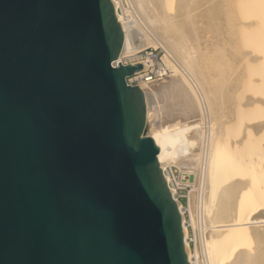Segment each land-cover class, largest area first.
Here are the masks:
<instances>
[{
	"label": "water",
	"instance_id": "95a60500",
	"mask_svg": "<svg viewBox=\"0 0 264 264\" xmlns=\"http://www.w3.org/2000/svg\"><path fill=\"white\" fill-rule=\"evenodd\" d=\"M123 46L112 0H0V264H191Z\"/></svg>",
	"mask_w": 264,
	"mask_h": 264
},
{
	"label": "bare ground",
	"instance_id": "6f19581e",
	"mask_svg": "<svg viewBox=\"0 0 264 264\" xmlns=\"http://www.w3.org/2000/svg\"><path fill=\"white\" fill-rule=\"evenodd\" d=\"M112 1L124 31L119 57L161 47L173 73L181 74L158 88L140 83L147 105L144 134L160 147L162 170L170 145L154 121V106L163 112L161 99L177 94L182 112H197L206 124L202 152L180 158L178 167L199 179L200 206L210 223L204 238L209 264H264V0H256L258 10L251 5L255 17L247 14L242 21L234 0H130L128 8L122 0ZM239 38L252 49L240 50ZM246 87L255 92L243 96ZM179 151L183 155V148ZM177 202L188 258L195 264Z\"/></svg>",
	"mask_w": 264,
	"mask_h": 264
},
{
	"label": "rangeland",
	"instance_id": "374dc122",
	"mask_svg": "<svg viewBox=\"0 0 264 264\" xmlns=\"http://www.w3.org/2000/svg\"><path fill=\"white\" fill-rule=\"evenodd\" d=\"M241 1H242V3H239L238 0H236V1L234 0V2H235L234 6L236 9V12H238L239 14L241 12V14L238 16L239 21H242V19H246L248 15L254 16L255 13H253L254 10L252 7L254 6L256 8V10H258L259 9V3H260L258 1L259 2L258 7H256V4H255L256 0H252V2H251V0H244V1L241 0ZM245 1H247V2H245ZM122 2L124 3L125 7H127V8L131 5L130 0H122ZM243 2H245L246 5L249 4L250 8L247 7L245 4H243ZM252 3H254V4H252ZM251 5H253V6H251ZM238 6H239V9H238ZM241 7L243 9L244 8L245 9L243 10ZM251 8H252V11L250 10ZM240 9L245 11L246 15H245V12L242 13L243 11H239ZM250 11L252 12L251 14H250ZM249 16H248V18H249ZM238 34H239V31H238ZM248 36H250V34L247 33V37ZM240 37H242V35ZM242 41L244 42L243 37H242ZM243 42H241V39L239 38L238 44H239L240 50L242 48L241 46H245V44H244L245 42L244 43ZM156 48H161V47H156ZM243 48H245L246 51H248L249 49H252V46H245ZM243 48H242V50H243ZM241 65L243 66L244 64H241ZM260 70L262 72L264 71V65ZM174 74L175 73H173L170 78H167L165 80L153 83V86L155 88H158L162 84L170 83L171 80L176 76L181 77V74H178V73L175 75ZM256 77H258V75H256ZM248 88L249 87H246V89L241 92V93H244V94H242L243 96L249 95L248 91L249 92L252 91V93L255 92L253 90H250V88L248 90ZM252 93H250V94H252ZM176 95L177 94H174V96H173L169 93L167 95L168 97L166 96V97L162 98L161 102H162V106H163V112H159L158 109L154 106V111H153L154 115L153 116L155 118L154 117L153 118L155 119L154 120L155 123L157 125H159L158 127L162 126V127H160L161 131L163 132L162 133V139L169 141L170 146L168 147V150H167L166 154L164 155L163 161L166 163V165H168L167 167L172 168V170L175 172V182L177 183L178 187L180 188L179 194L181 196H183L182 198H180V201L182 203V207H183L185 218H186V225H187V229H188V242H189V247H190V250H191L193 258H194V262H195V264H209L208 257H207V251H206L205 243H204L205 242L204 238L208 237L210 234L209 233L210 232V223L207 220H205L204 211L202 210L203 209L202 205L200 206V204H202L201 203L202 199H201V189H199L200 187L198 184L199 179H198L196 172L186 171V170H183L180 167H178V163L180 161V158H183L185 156L196 155V154H199L202 152V148H203L202 143H204V139L202 136H204L203 131H205V129H206V124H205V122H203L201 120V118H199V114L197 112L193 113L194 115L192 113H190V114L183 113L182 112L183 108L180 107L181 105L178 104L179 97H177ZM171 97H173V98H171ZM174 102L177 103L176 104L177 106L175 105L174 109L178 107V109L180 108L179 111L177 109L174 110L173 106L171 107L172 104H175ZM155 112H156V114L158 112L160 114L158 113L159 115L158 114L156 115ZM160 115H162V116H160ZM181 118H183V119H181ZM176 122H178L177 125H176ZM180 148H183V151H182L183 155H181V152L179 151ZM191 193L194 195L193 196V198H194L193 199V204H194L193 208L195 207L194 208V212H195L194 213V219H195L194 222L195 223H193V219L191 217L190 199H189ZM198 260H199V263L196 262Z\"/></svg>",
	"mask_w": 264,
	"mask_h": 264
},
{
	"label": "built area",
	"instance_id": "2783aa9c",
	"mask_svg": "<svg viewBox=\"0 0 264 264\" xmlns=\"http://www.w3.org/2000/svg\"><path fill=\"white\" fill-rule=\"evenodd\" d=\"M122 10L120 9V12ZM119 62L122 65H138L143 64L144 68L136 71L134 75L127 77L126 81L129 85L139 86L140 83L146 82L149 84L159 82L170 78L173 74V70L165 61V51L162 48L148 47L138 52L129 55H123L112 62V66L117 68ZM164 177H168V186L175 200L180 201L181 196L179 194L180 188L175 182V172L170 167H166L163 170ZM174 191V192H173ZM181 202V201H180Z\"/></svg>",
	"mask_w": 264,
	"mask_h": 264
}]
</instances>
